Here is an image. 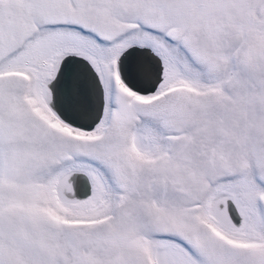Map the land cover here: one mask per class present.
<instances>
[{
	"label": "snow or ice",
	"instance_id": "1",
	"mask_svg": "<svg viewBox=\"0 0 264 264\" xmlns=\"http://www.w3.org/2000/svg\"><path fill=\"white\" fill-rule=\"evenodd\" d=\"M0 264H264V0H0Z\"/></svg>",
	"mask_w": 264,
	"mask_h": 264
}]
</instances>
